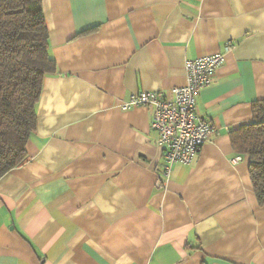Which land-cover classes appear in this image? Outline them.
<instances>
[{
    "label": "crops",
    "instance_id": "0c3cea01",
    "mask_svg": "<svg viewBox=\"0 0 264 264\" xmlns=\"http://www.w3.org/2000/svg\"><path fill=\"white\" fill-rule=\"evenodd\" d=\"M41 7L56 71L43 78L26 161L0 177V264H264V207L230 140L264 100V0ZM226 43L195 97L214 131L163 179L151 110L121 105L142 90L171 98L184 62Z\"/></svg>",
    "mask_w": 264,
    "mask_h": 264
},
{
    "label": "trees",
    "instance_id": "16d2710c",
    "mask_svg": "<svg viewBox=\"0 0 264 264\" xmlns=\"http://www.w3.org/2000/svg\"><path fill=\"white\" fill-rule=\"evenodd\" d=\"M55 71L41 0H0V177L26 161L42 81ZM230 140L248 157L255 198L264 207V100L253 103L252 121L232 130Z\"/></svg>",
    "mask_w": 264,
    "mask_h": 264
},
{
    "label": "built area",
    "instance_id": "2783aa9c",
    "mask_svg": "<svg viewBox=\"0 0 264 264\" xmlns=\"http://www.w3.org/2000/svg\"><path fill=\"white\" fill-rule=\"evenodd\" d=\"M232 46L226 43L224 52L206 54L184 62L185 83L170 89L167 99L156 90H142L122 103L121 109L144 106L151 110V127L156 131V145L163 149V172L167 179L175 164L190 165L214 129L211 122L202 117L195 104L198 91L213 81L216 69L224 61V53ZM236 156L233 161L240 160ZM160 182V180H159Z\"/></svg>",
    "mask_w": 264,
    "mask_h": 264
}]
</instances>
